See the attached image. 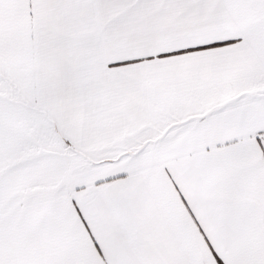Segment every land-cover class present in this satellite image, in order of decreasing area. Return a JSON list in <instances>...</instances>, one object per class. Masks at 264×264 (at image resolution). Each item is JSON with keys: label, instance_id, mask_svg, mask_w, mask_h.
I'll return each mask as SVG.
<instances>
[{"label": "snow or ice", "instance_id": "6c2138e0", "mask_svg": "<svg viewBox=\"0 0 264 264\" xmlns=\"http://www.w3.org/2000/svg\"><path fill=\"white\" fill-rule=\"evenodd\" d=\"M0 264H264V0H0Z\"/></svg>", "mask_w": 264, "mask_h": 264}]
</instances>
